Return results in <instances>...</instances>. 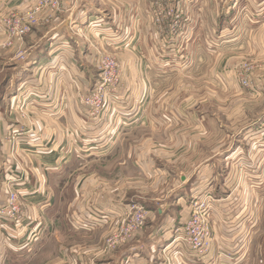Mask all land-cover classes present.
<instances>
[{
    "label": "crops",
    "instance_id": "1",
    "mask_svg": "<svg viewBox=\"0 0 264 264\" xmlns=\"http://www.w3.org/2000/svg\"><path fill=\"white\" fill-rule=\"evenodd\" d=\"M188 1L191 2V0H185L182 3ZM239 1L228 0L227 6L230 9L236 3L245 6L243 3H246V0ZM60 2L63 10L58 14L57 21L51 30L44 32L47 36L44 34L36 36L35 39L40 37L37 44L30 40V45H33L37 51L29 65L35 67L33 70H37L39 66L50 67V81L44 84L37 80L35 75L33 80L22 85H25V94L18 96L20 104L22 102L19 98L26 95L29 100L31 98L33 104L26 105V108L28 111L32 110L30 115L33 117L34 128L23 137V141L17 142L16 145L17 157L21 160L23 168L32 170L33 177L31 181L26 177L20 178L21 183L14 182L13 178L19 177L10 171L9 161L2 164L4 173L0 172V200L6 196V191L11 186L9 181L12 180V188L24 193L26 201L34 204L28 208L29 210L27 209L33 222L24 230L27 233L28 230L29 233H34L35 238L30 239L26 233L21 242L11 241V238H15L12 235V226L0 223V264H32L35 260L33 257L45 247L50 234L62 233L63 226L72 233L78 231L79 228L74 220L80 216L79 213H83L82 210L77 215L72 212L71 207L64 211L60 207L61 202L58 206L54 204L61 201L63 194L59 187L65 182L72 183V192L75 195L73 200L89 197L91 191L98 192L100 206L94 211L82 214L88 218L87 221L93 220L94 217L99 219L102 217V220L110 217L112 209H116L119 205L112 204L113 192L106 187V176L97 173L99 176L97 178L85 177L84 173L90 170L91 164L106 162L116 157V161L120 162V168L129 170V176H135L141 170H145L143 176L150 181L170 171V168L163 164H158L163 169L162 172L158 171L161 169L154 165L159 162L158 160L154 162L153 157H157L158 154L179 152L185 148L177 141V137L183 139L186 137L185 131H172L167 127L164 118L180 121L185 116L179 111L168 112L170 109L169 84L173 78L179 79L185 72L186 46L182 33L171 41L162 30L157 32L151 25V9L147 2L143 5L144 12H139L138 0H60ZM201 2L204 1L195 0L191 3L195 6L200 4L201 7L204 4ZM117 3H124L123 13ZM127 8L129 13L125 14ZM212 16L209 19L201 18L200 22H209V25H213L215 37L219 29V16L214 15V18ZM183 20L186 19L183 18ZM261 20L257 23L252 19L250 23L264 25V18ZM123 25L130 26L129 34H122ZM225 26L228 30V25ZM78 31L92 37L100 46L113 51L122 66L119 90L106 100L103 116L96 121L88 118L84 107L78 103L77 91L74 87L83 91L90 90L95 84L91 77L93 72L91 53L93 52L88 49L84 40L73 35ZM253 32L249 31L247 35L253 38L258 36V42L252 40L254 49L264 53V32H259L256 36V32ZM42 37L46 38L47 42L40 48ZM232 37L234 38L235 35L223 37L220 41L223 47H234ZM207 38L205 35L199 42L195 39L197 42L192 43L193 49L206 42ZM218 50L219 47L216 46L215 51L210 53L215 55L219 53ZM179 83L180 80H177L178 89ZM227 86L235 87L231 82H228ZM260 86L263 88L264 82ZM44 89H48V92ZM29 90L33 92L27 93ZM30 94L33 97H30ZM37 94L43 97L40 98ZM249 95L252 96V94ZM224 117L225 125L219 126V130H211L212 134L218 136L223 134L231 138L232 142H234L233 138L239 136L243 142L232 143L230 140L226 147H219V141H217V144L209 146L207 157L198 164L184 159L185 165L181 166V169H188V172H179L177 184L173 186L181 190L191 178H194L193 186L184 192V196L179 194L178 203L183 201L186 204L198 197L201 200L202 196L211 195V192L214 194L211 195L214 202L211 204L212 209L208 216L211 248L207 256L194 257L184 249L182 244L177 241L172 242L177 235L176 230L180 231V228L175 229L174 226L179 227L183 219L180 222L174 221L175 225H172L173 219L170 217L174 214L166 211L168 207L163 204L164 209L159 208L156 211L161 217H157L152 222L154 225H148L145 230L148 255L144 260H137L139 245L130 247L131 249L120 254L119 264L125 260V264H137V262L138 264H264V142L257 130L258 126L249 128L255 122L254 120H247L246 115H243L240 121L243 124L235 127L234 112L230 111ZM262 119L264 118H258L257 122ZM210 120H216V118L212 117ZM154 124L159 127L155 128ZM0 129L2 132L3 128ZM140 133L145 134L149 142H145L141 146L142 150L138 152L136 149L140 144L128 138H138L136 135ZM173 141H176L177 147L168 144ZM189 149L194 151L193 146ZM25 151L33 155V160L26 159ZM182 152L186 154V151ZM61 153L70 156L61 155ZM121 154L123 157H120ZM69 158H71L70 162ZM164 160L168 161L169 158ZM70 163L75 164L73 169H68ZM222 167L227 171L226 177L221 181L218 180L219 175L215 170ZM75 171L81 177L75 176L73 179ZM239 182L242 192L240 196H237L238 198H233L228 191H231ZM129 189L144 190L141 183H134ZM212 189L213 191H210ZM44 192L48 197L43 195ZM183 197L187 201H184ZM125 206L128 210V204ZM185 206L183 205L182 209ZM184 211L186 212L185 209ZM181 213L178 212L176 216L181 218L183 215ZM42 232L44 233L41 237ZM6 236L9 239H6ZM169 244L170 247H167L169 250L167 249L166 253H170V257L164 260L159 258V250L163 248V251ZM74 252H76L74 246L69 250L60 249L58 258L60 264L70 262L93 264L91 257H81L73 254ZM14 253L18 254L16 257L14 255L11 257L10 254ZM80 259H84L85 262L82 263ZM98 261H100L98 264H108V262L110 264L113 260L106 263L102 259ZM40 264H53V262L47 258Z\"/></svg>",
    "mask_w": 264,
    "mask_h": 264
},
{
    "label": "rangeland",
    "instance_id": "2",
    "mask_svg": "<svg viewBox=\"0 0 264 264\" xmlns=\"http://www.w3.org/2000/svg\"><path fill=\"white\" fill-rule=\"evenodd\" d=\"M45 1L46 0H0V128H3L2 132L4 133L2 134L0 129V172L4 173L5 169L2 167V164L9 161L8 165H11L12 167H10V171L19 177L13 178V180H15L14 182L17 183L21 182L20 178L25 179L27 177L31 181L33 177L32 170L23 168L21 160L17 157L18 152L16 145L17 142L23 141V137L30 133L34 128L33 117L30 115V111L32 110L29 109L28 111V108H26V105H33L31 98L29 100L27 95L20 97L19 101L22 102V104H20L18 102V96L25 94V85H22L33 80L35 75H37V80H40L44 84H48L50 81L49 74L51 72L49 70L50 67L39 66L37 70H33V68H35L33 66L30 67L29 63L32 61L31 59L37 51L33 45H30V40L35 42L34 44H37V40L40 37L35 39L36 36L41 34L47 36V33L44 32H49L51 30L57 21L58 14L63 10L60 0H57L55 7L47 5L38 10L39 3ZM138 1L140 3L139 12L145 11L143 7L144 2L149 4L151 9V25L155 27L157 32L162 30L171 41L180 33H182L184 37L186 46V55L184 56L185 72L182 77L180 75L179 79L176 77L173 78L169 84L170 88L168 90V97L170 98V109H168V112L177 113V111H179L180 114H185V116L180 121H172L170 118H164L167 127L172 131H185L186 137L184 139L177 137L179 145L185 148H182L180 150L181 152L158 154L157 157H153L154 162L155 160H158L159 162L157 165H154V167L161 169L158 171H163L162 167L158 166V164H163L165 167H169L170 171H168V174L164 175L163 173L162 177L150 181L145 179L143 176L145 175L143 173L145 170L141 169H139L141 171L135 176H129V170L126 168L121 169V165H119L120 162L116 161V157L106 162L91 164L89 168L90 170L84 173L85 177L97 178L99 177L97 173L104 175V177L106 176V187L113 192V196H111L113 197L112 204L116 206L119 205L116 209H112V212L109 214L110 217H105L103 220L102 217H100V219L94 217L93 220L95 221L91 219L87 221L88 218L82 216L83 213L85 214L89 211H94L100 206V201L97 195L98 192L91 191L89 197L73 200L75 195L72 192V183H63V185L59 187L62 190V199L60 198L61 201H57L54 204L58 206L61 202L60 207L64 211H67L68 208L71 207L72 212L77 215L78 212L82 210L83 213H79L80 216L76 218L74 217L75 225L81 230L78 229L76 233H72L67 231L63 226L62 233L56 232L50 234L47 237L48 241L45 244V247L42 248V251L39 254L33 257L35 260L32 264H35V262L36 264H40L42 261L47 260V258L49 261H52L53 264H60V260L58 259L60 249L69 250L73 246L76 251L73 254L80 255L81 257H91V262H93V264L100 263L98 259L105 260V263L109 260H113L110 264H119L120 254L131 249L130 247H137V245H139L140 249L137 250V252H139L137 260H144L145 256L149 253L146 244L147 241L145 240V230L148 228V225H154L152 222H154L157 217H161V215H157L156 211L159 208L163 210V204H166L168 207L166 211L174 214L170 217V219H173V223H171L172 225H175L174 221L180 222L183 219L179 227L174 226L175 229L180 228V231L183 228L184 223L187 222L190 215H192L196 200L193 199L184 204L183 201L178 203L177 199H180L178 197L179 194L184 196V192L188 191V189L193 186L192 182L194 181V178H191L187 185L184 186V188H181V190L173 187L177 184L176 182L179 179L177 175L180 174L179 172H188V169H181V166L185 165L184 159L187 162L191 160L192 163L194 161L195 164H198L204 159V157H207L209 146L217 144V141H219V147H226V145H228L231 138L227 136L225 137L223 134L219 135L223 137H219L216 134H212V131L219 130V126L221 127L225 125L224 116L230 111L235 114V127H239L243 124L240 123L243 119V115H246L247 120L250 119L255 121L249 127L251 129L258 126L257 130H259V124L264 120L262 119L257 122L258 118H264V86L263 88L260 86L261 83L264 82V53L257 52L254 49L255 45L252 43V40H254V42H256V40L257 42L259 41L258 36H256L257 33L264 32V25L262 23L257 24L259 21H262L261 18H264V0H246V3H243L245 6L236 3L231 9L227 6L228 0H202L204 2L201 3L204 4L201 7L200 4L195 6L191 3L195 0L186 3H182L185 0H165L162 9L155 6L154 0ZM258 1H260V3ZM117 4L123 13L124 9L122 8L124 3ZM186 7L187 9H185ZM127 13H129L128 8L125 10V14ZM211 15H213L212 18H214V15L219 16V29L217 36L215 37L213 36V30L215 27L209 25V22H200L201 18L209 19ZM159 17L162 18V21L158 24L156 19ZM183 18L186 20H183ZM252 19L257 23L251 24L250 20ZM225 25H228V30H226ZM25 27H28L29 31L25 34H20L19 32ZM129 27V25H123V35L124 33L129 34ZM249 31H255L256 33H253H255L256 38L248 37L247 34L249 33L247 32ZM231 34L236 37H232L234 39V47H223L220 41L225 35L227 36ZM73 35L84 40L88 49L93 52L91 53L93 66L91 77L94 79L93 83H95L93 84L94 86H92L93 88L90 90H83L84 92L74 86L77 91V101L84 107L86 112V101L89 100V102H91L92 98L98 94L99 83L106 84L103 88V92L106 94L104 102L102 101L101 104V118L104 113L106 100H108L113 94H116L119 90V84L122 77V66L113 51L104 46H100L92 37L86 36L83 32L79 31L77 34L74 33ZM205 35L208 37L206 42H203L199 47H194L193 49L192 43L197 42L195 39L199 42V40ZM42 39V45L40 48L47 42L46 38L42 37ZM7 41H11V46L5 45ZM216 46L219 47V53L213 55V53L210 52L215 51ZM210 49L211 51H209ZM107 58H110V60L116 64V67L112 69L104 68ZM64 72L69 76L66 71ZM70 79L72 80V78ZM177 80H180L179 89L176 87ZM228 82H231L235 87L231 88L230 86H227ZM44 90L48 92V89ZM32 92L33 90H29L27 93ZM13 93L15 94L13 95ZM249 94H252V96ZM38 96L40 98L43 97V95ZM30 97H33V95L30 94ZM212 117L216 118V120H210ZM154 127L158 128L159 126L154 124ZM259 134L262 135L260 132ZM136 137L138 138H128V140L132 139L136 144H140L136 149L139 152L142 150L141 146L145 142H149V140L143 133L137 134ZM261 138L264 142V138ZM233 139L234 142L231 140L232 143H235L236 141V143L243 142V139H240L239 136ZM168 144L177 147L176 141ZM192 146L194 151L189 149ZM182 151H186V154ZM24 155L27 160H33V155L29 152L25 151ZM61 155L65 154L61 153ZM164 155V158H169L168 161L164 160ZM120 157H123V154H121ZM70 160L71 158H69V162ZM74 165L75 164L70 163L68 165L70 168L68 169H73ZM186 166L188 167V163H186ZM248 166L250 167L251 165ZM226 171L227 170L223 167L215 170L219 175L218 180H224L226 177ZM73 175V179H75V176H80L76 171ZM162 178L164 179L161 182ZM11 181H9V185L13 187ZM134 183L143 184V189L145 191L129 189ZM30 186L35 187L34 185ZM261 188H263V186ZM210 191H213V189ZM228 192L231 197L238 198L237 196H240V193L242 192L240 182ZM18 194L19 196H17L21 206L22 215H24L25 218L23 219L21 226L15 228L12 224L10 225L12 226V235L15 236V238H11V241L21 242L24 239L23 235L27 233L24 229L29 228L33 222L27 209L34 204L22 199V197H25L24 193L19 192ZM210 194L214 195L212 192ZM43 195H45V192ZM208 195L209 194L202 196L201 200L207 196L208 205L210 206H208V209H212L211 204H213L214 200L210 199L212 198L211 195ZM7 196L8 191H6V196L3 200H0V203L5 202ZM50 196L52 197V195ZM183 200L187 201L185 197H183ZM197 200H200L199 197ZM125 203L129 206L128 210H126ZM183 205L186 206L182 209ZM132 208L141 209L145 213L142 227L125 242H118L113 246L106 245V241L113 234L117 233L125 223L126 217L133 214L134 211ZM154 208L156 209L154 210ZM178 212L183 214L181 218L176 216ZM208 221L209 217L207 219V222ZM43 233L44 232L40 233L41 237L43 236ZM27 234L30 239L33 238L34 233L31 234L28 230ZM5 238L9 239L8 236ZM21 245L22 243L20 246ZM168 246H170V244L166 247ZM183 247L195 257L189 247ZM162 249L159 250V258H162L163 260L164 258L168 259L170 253H161ZM167 249H165L166 252L169 250ZM17 254L18 253L10 254V256L13 257L12 255H14V257H16ZM80 260L82 263L85 262L84 259ZM125 262L126 260L123 263L120 262V264H125ZM69 264L72 263L70 262Z\"/></svg>",
    "mask_w": 264,
    "mask_h": 264
},
{
    "label": "built area",
    "instance_id": "3",
    "mask_svg": "<svg viewBox=\"0 0 264 264\" xmlns=\"http://www.w3.org/2000/svg\"><path fill=\"white\" fill-rule=\"evenodd\" d=\"M165 0H154V4L156 7L162 9ZM57 4V0H46L45 2L39 3V9H42L44 6H51L55 7ZM162 21V18L159 17L156 19V22L159 24ZM29 31L28 27H25L21 30L20 34H25ZM7 46H11V41H7L5 43ZM111 66V67H109ZM116 67L110 58L106 59V63L104 64V68L112 69ZM106 86L104 83H99V92L96 94L92 101H86L87 116L96 121L100 118V109L102 101L104 102L105 94L103 92V88ZM103 93V95H102ZM259 132L262 134L264 138V120H262L259 124L258 128ZM22 182V181H21ZM20 182V183H21ZM8 196L5 202L0 203V223L4 225L12 224L15 228L22 225V221L25 218L22 215L21 206L18 201L19 190L13 189L12 186L8 187ZM18 195V196H17ZM209 196V195H208ZM23 200H27L25 197H22ZM209 199V197H208ZM212 199V198H210ZM196 202L194 203V208L192 211V215L187 222L184 223L183 228L181 231L176 230V236H179V240L177 243H181L183 246L189 247L191 252L194 253L195 257L202 258L207 256L208 252L210 251V240H211V232L208 226V216L209 211L208 209V200L207 196H205L202 200L195 199ZM210 207V206H209ZM134 211L132 215L126 217L125 223L119 229V231L113 234L107 241L106 245L113 246L118 242H125L129 239L138 229H140L144 222V212L141 209L132 208ZM30 238V237H29ZM35 238V235H33ZM167 247L164 248L162 253H166Z\"/></svg>",
    "mask_w": 264,
    "mask_h": 264
},
{
    "label": "bare ground",
    "instance_id": "4",
    "mask_svg": "<svg viewBox=\"0 0 264 264\" xmlns=\"http://www.w3.org/2000/svg\"><path fill=\"white\" fill-rule=\"evenodd\" d=\"M211 210V209H210ZM210 229V228H209ZM211 232V231H210ZM178 239H179V236H176V237H174V240L172 241L173 243H175L176 241H178ZM170 247V246H169ZM167 249V248H166Z\"/></svg>",
    "mask_w": 264,
    "mask_h": 264
}]
</instances>
